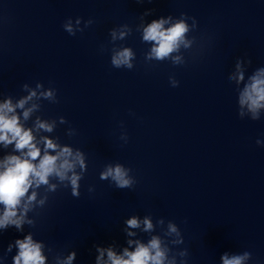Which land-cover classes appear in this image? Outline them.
Listing matches in <instances>:
<instances>
[{
  "label": "clouds",
  "instance_id": "1",
  "mask_svg": "<svg viewBox=\"0 0 264 264\" xmlns=\"http://www.w3.org/2000/svg\"><path fill=\"white\" fill-rule=\"evenodd\" d=\"M137 2L143 3L144 0ZM151 12L146 10L139 16L140 23L136 27L141 34V42L150 45L144 56L145 62L170 61L173 66L184 65L183 52L191 50L196 43V38L190 36L198 28L196 18L181 13L179 17L161 16L145 23V17ZM93 23L94 20L89 18L83 21L81 27V17L74 21L69 17L62 27L69 35L75 36ZM132 31L128 24L109 31V43L112 45L110 63L116 69L132 70L135 66V51L117 43L126 40ZM251 63L250 59L238 57L228 80L236 85L239 118L259 121L264 114V67L256 68L246 79ZM169 83L174 88L179 86L174 76L169 77ZM21 90L26 94L18 98L0 95V146L3 149L12 148L11 152L0 157V232L10 227L18 232H24L25 225L35 227V217L39 215L37 210L43 209L50 194L60 188L70 189L71 195L79 198L81 181L88 171L85 152L61 143L59 136L45 134L54 133L58 125L68 124L65 117L48 119L37 115L42 110V101L59 102L57 90L54 87L45 88L41 82H36L34 87L24 83ZM30 120L32 124L27 126ZM66 135H76V129L69 126ZM120 139L127 143L126 131H122ZM256 144L264 146V140L257 139ZM131 172V168L119 162L108 163L100 171L99 179L109 181L117 189L130 190L136 184ZM93 191L94 187L89 186L88 192ZM30 213L34 215L30 216ZM124 223L127 246L118 250L115 244L106 247L95 245V264H187V248L173 251V246L184 243L182 232L175 222L170 220L165 226L163 218L154 222L151 215L142 218L132 215ZM157 228L162 234H154ZM138 232L148 234L147 241L138 238ZM14 248L16 253L12 264H48L46 245L34 239L32 232L9 243L6 253H11ZM48 251L51 252V249ZM76 256L75 250L66 256L57 254L53 264H74ZM4 258L0 255V264H3ZM250 259L252 254L248 251L231 255L225 252L220 257L221 264H248Z\"/></svg>",
  "mask_w": 264,
  "mask_h": 264
}]
</instances>
